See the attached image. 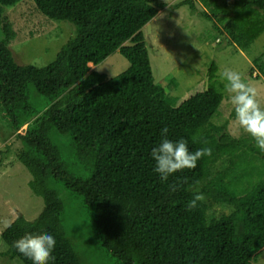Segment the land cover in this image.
I'll use <instances>...</instances> for the list:
<instances>
[{"label":"trees","instance_id":"obj_1","mask_svg":"<svg viewBox=\"0 0 264 264\" xmlns=\"http://www.w3.org/2000/svg\"><path fill=\"white\" fill-rule=\"evenodd\" d=\"M22 1L0 0V109L15 137L0 151V167L15 157L32 175L29 186L44 208L31 222L17 216L1 233L5 255L32 264L13 242L46 232L56 240L49 264H95L77 239L83 223L67 214L65 201L74 196L114 264H255L264 252V152L246 133L235 138L228 120L216 123L225 92L214 62L207 88L180 105L170 88L156 85L144 28L167 4L33 0L48 19L76 27L56 59L37 67L18 64L10 48L18 33L6 13ZM184 5L195 9L194 0L173 7ZM254 8L264 16V0L215 3L199 15L229 44L244 46ZM128 42L136 45L127 47ZM116 52L129 63L123 73L110 78L91 69L89 64L97 66ZM252 69L264 79L263 58ZM164 127L168 139L186 140L190 151L211 147L212 155L162 182L151 150ZM53 133L69 139L73 158L89 171L85 178L68 171ZM180 181L185 182L171 191L169 185ZM196 192L206 200L189 211ZM215 205L231 211L217 216Z\"/></svg>","mask_w":264,"mask_h":264},{"label":"rangeland","instance_id":"obj_2","mask_svg":"<svg viewBox=\"0 0 264 264\" xmlns=\"http://www.w3.org/2000/svg\"><path fill=\"white\" fill-rule=\"evenodd\" d=\"M167 5L151 21V30L144 29L145 41L149 51L156 85L170 88L173 103L180 105L191 95L203 91L208 84V67L214 62L218 66V79L224 67L240 71L246 79L257 88L259 99L264 104V79L253 71L255 60L264 59V16L254 8L253 20L249 31L243 36L244 46L231 45L225 35L213 30L212 23L201 17L199 13L209 10L215 3L236 4L242 0H194L195 9L189 5L174 8L173 5L185 0H159ZM18 33V37L10 46L15 61L20 65L44 67L53 62L61 48L75 35L76 27L70 22H57L45 17L35 6L33 0H23L10 8L6 13ZM239 21L241 22V16ZM2 30L0 26V39ZM221 39L220 44L216 41ZM92 70L116 77L128 69L129 63L119 52L112 54L101 64L90 65ZM175 87H172L173 82ZM233 106L228 94L220 107L221 117L216 123L229 121V132L235 138L245 133L235 119L231 118ZM26 128V126L24 127ZM15 139L13 132L2 117L0 109V151ZM53 142L59 147L62 161L68 171L80 178H85L89 171L73 158L69 139L57 133L52 135ZM255 145V144H254ZM255 165H258L257 154ZM13 163L5 161L0 167V264H21L5 255L7 245L1 233L17 218L18 214L27 221L38 218L44 208V201L36 196L29 183L30 172L15 158ZM263 164V162L261 163ZM260 165V164H259ZM63 188V189H62ZM63 196L67 195L64 187H57ZM67 214L76 216L77 223L83 225V231L77 239L82 241L84 251L92 257L95 264H114L107 252L103 251L97 235L93 234L89 215L83 212L79 200L70 196L66 199ZM217 216L230 213V208L220 205L213 206ZM91 218V217H90ZM70 224V223H68ZM84 252V253H85ZM255 264H264V252Z\"/></svg>","mask_w":264,"mask_h":264},{"label":"clouds","instance_id":"obj_3","mask_svg":"<svg viewBox=\"0 0 264 264\" xmlns=\"http://www.w3.org/2000/svg\"><path fill=\"white\" fill-rule=\"evenodd\" d=\"M225 39H227L226 35ZM219 42L220 39L217 43ZM227 42H229L228 39ZM220 75L224 82V92L228 94L234 109L235 122L255 141V146L264 152V104L259 99L257 88L246 79L242 72L233 68L224 67ZM168 132L167 127L161 129V141L151 150V158L155 161L154 172L160 176L162 182H167L169 177L177 172L195 169L199 160L206 156L210 157L213 152L211 147L190 151L186 140L181 138L172 141L168 139ZM184 182L169 185V188L175 192ZM205 200L203 193L196 192L187 204L188 210L196 209ZM12 246L31 260L32 264H49L50 261H55L53 253L56 240L54 236L46 232L25 234L14 241Z\"/></svg>","mask_w":264,"mask_h":264},{"label":"water","instance_id":"obj_4","mask_svg":"<svg viewBox=\"0 0 264 264\" xmlns=\"http://www.w3.org/2000/svg\"><path fill=\"white\" fill-rule=\"evenodd\" d=\"M146 28L150 31L151 30V23H149V24H147V26H146ZM145 41H149V39H145ZM134 45H136V43H131V42H128V43H126L125 44V46H127V47H131V46H134ZM22 216V214H18V217H21Z\"/></svg>","mask_w":264,"mask_h":264},{"label":"bare ground","instance_id":"obj_5","mask_svg":"<svg viewBox=\"0 0 264 264\" xmlns=\"http://www.w3.org/2000/svg\"><path fill=\"white\" fill-rule=\"evenodd\" d=\"M89 65H92V64H89Z\"/></svg>","mask_w":264,"mask_h":264}]
</instances>
